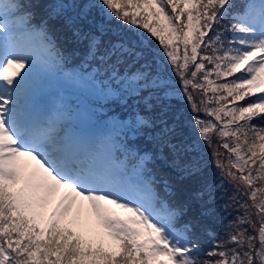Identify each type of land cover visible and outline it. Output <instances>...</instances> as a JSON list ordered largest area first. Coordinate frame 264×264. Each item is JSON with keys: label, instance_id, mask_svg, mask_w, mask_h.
Instances as JSON below:
<instances>
[{"label": "rangeland", "instance_id": "374dc122", "mask_svg": "<svg viewBox=\"0 0 264 264\" xmlns=\"http://www.w3.org/2000/svg\"><path fill=\"white\" fill-rule=\"evenodd\" d=\"M110 1L68 0L62 5V11L70 13L71 19L86 32L94 33L96 42L93 46L100 43L109 46L112 51L126 54L130 59L128 62L136 66L140 75L134 78L138 81L130 88L133 87L146 100L149 116L156 123L157 136L169 137L163 141L166 147L189 156L183 161L195 163L198 168L205 165L196 169L200 173L209 169L214 180L208 176L202 177V180L209 178L214 188L226 194L225 213L229 219L224 223L225 233L202 264H264V188L256 179H262V174L252 170V163L244 165L247 157L235 141L238 131L234 127L217 128L219 123L225 122V118L234 119L239 110L247 108L231 106L223 114H211L212 108L220 101L228 97L237 99L243 93L241 89L248 83V77L241 75L234 83L227 76L241 66L246 55L242 51L231 54L230 49H216V35L210 29L211 24L203 19L206 15L190 16L189 10L195 8L198 0L179 1L168 7L164 1L150 0V3L147 1L140 6L144 8L142 13L125 4L131 12L126 15L129 17L126 21L127 11L117 10L121 9L118 5L122 0H116L117 9ZM171 2L167 0L166 4ZM50 63L43 61L39 68L24 70L17 68L19 63H14L8 67L5 77L9 79L8 76L16 75L18 80L23 81L19 73L32 77L51 70L53 66L49 67ZM81 69L85 70V67L81 66ZM88 71L85 73L86 86L96 98L108 97L109 92L104 88L110 86L109 79L99 86V78L103 77L100 65L90 66ZM88 75L94 76L95 80ZM206 77L212 80L207 93L199 89ZM221 88L224 93L220 92ZM140 92H143L142 95ZM1 105L5 107L9 104L2 101ZM84 106V109L80 108L82 112L91 110L88 105ZM104 108L107 110L106 106ZM235 109L236 115L233 114ZM4 121L7 125L6 115L0 117V126ZM13 147L0 144V174L9 178L10 186L7 188L12 190L18 181L25 180L22 188L17 186L13 200L18 207L26 206L31 211L35 220L39 221V229L44 231V216L52 203L67 208L60 216V222L68 219V226L79 234L90 236L100 233L104 240H113L126 229L111 207V198H104L101 194L99 197L91 196L92 192L80 190L76 194L70 192V202L62 196L57 198L65 185L60 182V187L54 191L55 185L50 187L54 178L50 174L51 169L25 152L22 155L5 153ZM192 170L195 169H189L187 174ZM100 209L102 212H99ZM191 262L192 257L186 255L183 262L174 264Z\"/></svg>", "mask_w": 264, "mask_h": 264}, {"label": "trees", "instance_id": "16d2710c", "mask_svg": "<svg viewBox=\"0 0 264 264\" xmlns=\"http://www.w3.org/2000/svg\"><path fill=\"white\" fill-rule=\"evenodd\" d=\"M147 1L150 2L149 0H137L135 5L127 7H130L135 11L138 10V13H142L144 11V8L140 6L142 5V3H146ZM226 4L227 12H223L222 8H224V5ZM233 5H236L235 0H228L226 3H223L222 0H198L196 1L195 8L189 11L191 13V16H194L196 14H205L206 16H203V19L205 21H216L218 19H220V21H224V19L229 18V15L232 16V14L234 13ZM127 7L126 9L128 13L126 15L131 14ZM197 8H199V10H197ZM219 9H221L220 12ZM184 15L186 14L184 13ZM126 20L128 19H125L124 21ZM184 20L182 28L185 27ZM74 45L77 48L83 46L82 43L77 39H74ZM235 122L236 119L230 121V123H232L231 126L238 131V135L235 141L239 143L240 148L245 154L244 156L247 157L246 164L249 160H252V170H259L260 168H264V146H262L264 145V118L255 117L254 119L248 120L247 116H244L240 123H238L239 125H235ZM251 147H254V149L251 150ZM204 176H208L210 179L214 180V177L211 176V173L209 174L208 169L207 171L205 170L202 173L199 180L194 184V187L202 193V208L212 216V221L222 219L226 223L229 219V215L220 211H216L214 213V208L217 202L225 203L226 194L214 188L211 183L212 181L209 178L202 180V177ZM256 179L257 183L264 188V171L262 174V179H259L258 177ZM216 225H219L218 222H216ZM220 231L221 235H218V242L222 239L225 233V224ZM96 250L93 251L91 248H87L85 246L78 250H71L66 256L67 261H65L63 256L66 255L68 250L65 248L60 249V245L52 241L48 243L44 248H42L40 244H38L36 246V257L28 261V263L21 262L20 264H143V262L140 261L135 262V254L128 252V250L123 251L122 254L124 255V257L116 255L114 256V258H112L113 255L111 254L105 255L101 249L97 251ZM81 254L85 255V258L81 257ZM56 257H61L63 258V260L58 261Z\"/></svg>", "mask_w": 264, "mask_h": 264}]
</instances>
